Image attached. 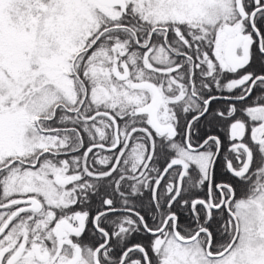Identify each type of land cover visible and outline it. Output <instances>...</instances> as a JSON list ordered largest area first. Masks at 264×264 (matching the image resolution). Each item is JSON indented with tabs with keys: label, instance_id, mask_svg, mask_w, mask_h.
I'll return each instance as SVG.
<instances>
[{
	"label": "snow or ice",
	"instance_id": "snow-or-ice-1",
	"mask_svg": "<svg viewBox=\"0 0 264 264\" xmlns=\"http://www.w3.org/2000/svg\"><path fill=\"white\" fill-rule=\"evenodd\" d=\"M0 264H264V0H0Z\"/></svg>",
	"mask_w": 264,
	"mask_h": 264
}]
</instances>
